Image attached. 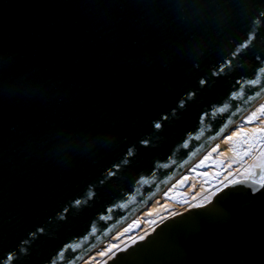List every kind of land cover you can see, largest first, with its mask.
<instances>
[{
  "label": "water",
  "instance_id": "1",
  "mask_svg": "<svg viewBox=\"0 0 264 264\" xmlns=\"http://www.w3.org/2000/svg\"><path fill=\"white\" fill-rule=\"evenodd\" d=\"M263 94L264 0H0V264H76ZM104 264H264V181Z\"/></svg>",
  "mask_w": 264,
  "mask_h": 264
},
{
  "label": "rangeland",
  "instance_id": "2",
  "mask_svg": "<svg viewBox=\"0 0 264 264\" xmlns=\"http://www.w3.org/2000/svg\"><path fill=\"white\" fill-rule=\"evenodd\" d=\"M240 123L223 138L221 147L214 146V148L208 150L184 175L164 191L161 200L152 203L154 205L151 204V207L142 211L133 219L134 223L124 226L118 232L117 237L109 241L108 246L94 253V256L97 257L94 261L101 258V262L98 264L106 263L114 256L113 253L116 254L120 249L128 247L137 240L132 238V235L137 232V234H143L151 227V230H153L165 217L178 213L176 208L168 206L167 200L170 198L175 199L179 206L203 205L208 203L218 191L237 179L250 177L264 181V176L257 167L258 164L264 163V156L260 155V151L255 150L259 145H264V140H260L258 135L253 134L252 129L256 126H248L243 123V120ZM241 127L246 128L247 132L245 133H248L249 138H254L255 143L245 145L241 137H235L234 133L240 130ZM261 127H264V114H262ZM229 136L234 138L228 141L227 137ZM215 149L217 151H214ZM246 149L249 151L247 156L244 154ZM260 150H264V148ZM212 162H220L221 168L206 169L205 165ZM252 172H255L256 175H251ZM186 177L187 179H185ZM148 233L146 232L144 237ZM110 247L112 253L102 255V253H107ZM90 264L94 263L91 262Z\"/></svg>",
  "mask_w": 264,
  "mask_h": 264
},
{
  "label": "bare ground",
  "instance_id": "3",
  "mask_svg": "<svg viewBox=\"0 0 264 264\" xmlns=\"http://www.w3.org/2000/svg\"><path fill=\"white\" fill-rule=\"evenodd\" d=\"M262 108H264V94L259 99H257L254 103H252L244 111V113L240 117H238L228 128H226L224 131H222L218 135V137L214 140V142L208 148H206L202 152H200L179 174H177L173 179H171V181L167 185H165L156 195H154L152 198H150L139 210H137L134 214H132L130 217H128L125 221H123L113 232L109 233L102 240H100L76 264H90L91 262L94 263V264L100 263L101 262V258H98L96 261H94L95 258H97L96 256H94V253H96L98 250L102 249L103 247L108 246L109 245V241H111L112 238L117 237L118 232L124 226L129 225L130 223H132L133 222V219H135L142 211H144V210L148 209L149 207H151L150 205L152 203L158 202L159 200H161L164 191H166L170 186H172V184H174V182L179 177H181L182 175H184L208 150H210L211 148H214V146L221 147L223 145L222 144L223 143V138H225L228 133H230L231 131H233V129L235 127H237V125H239V123L242 120L244 122L248 117H250L252 115H255L257 117V120H256L255 124H253V125L256 126V127H261L262 114H264V111L261 110ZM248 126H250V125H248ZM245 129H243L244 132H247ZM205 167H206V169H208V168L219 169V168H221V164H220V162H212L211 164L205 165ZM167 204H168V206H171L172 208H176V211H178V212L187 210L190 207H192L191 205H187V206H183L182 205V206H179V203L175 199H173V198L168 199L167 200ZM152 205H154V204H152ZM150 230H151V228H150ZM107 251H105V252H107Z\"/></svg>",
  "mask_w": 264,
  "mask_h": 264
},
{
  "label": "snow or ice",
  "instance_id": "4",
  "mask_svg": "<svg viewBox=\"0 0 264 264\" xmlns=\"http://www.w3.org/2000/svg\"><path fill=\"white\" fill-rule=\"evenodd\" d=\"M261 110L264 111V108H262ZM220 111H224V109H220ZM256 120H257V117L255 115H252V116L248 117L243 123L246 125H253V124H255ZM157 126H159V125H157ZM252 132H253V134L258 135L260 140H264V127H254L252 129ZM234 135H235V137H241L242 142L245 145H250V144L256 142L254 138H249L248 133L244 132L243 127H241L240 130L236 131L234 133ZM233 138H234L233 136H229V137H227V140L230 141ZM261 148H264V145H259L255 150L260 151V155L264 156V150H260ZM214 151H217V149H215ZM244 154H245V156H247L249 154V151L246 149ZM257 167L261 170L262 176H264V163L258 164ZM251 175L255 176L256 173L252 172ZM185 179H187V177ZM140 239H143V237H140ZM108 253H112L111 247L108 249L107 253H102V255H107ZM113 255H115V253H113Z\"/></svg>",
  "mask_w": 264,
  "mask_h": 264
},
{
  "label": "built area",
  "instance_id": "5",
  "mask_svg": "<svg viewBox=\"0 0 264 264\" xmlns=\"http://www.w3.org/2000/svg\"><path fill=\"white\" fill-rule=\"evenodd\" d=\"M151 229H152V227H151ZM152 231V230H151ZM150 231V228L146 231V232H151ZM146 232L145 233H143V234H137V233H135L134 235H132V238H135V239H140V237H144V235L146 234ZM138 236V237H137Z\"/></svg>",
  "mask_w": 264,
  "mask_h": 264
}]
</instances>
